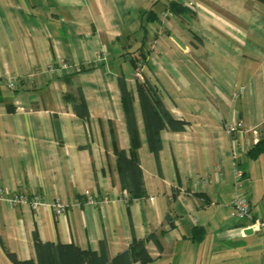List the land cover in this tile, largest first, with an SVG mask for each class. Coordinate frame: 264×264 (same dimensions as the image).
I'll return each instance as SVG.
<instances>
[{"label":"crops","instance_id":"0c3cea01","mask_svg":"<svg viewBox=\"0 0 264 264\" xmlns=\"http://www.w3.org/2000/svg\"><path fill=\"white\" fill-rule=\"evenodd\" d=\"M168 1L0 0V264H13L6 251L35 262L34 231L42 242L106 245L110 257L145 239L151 264H264V232L244 233L249 219L230 205L244 196L264 218V153L246 156L264 134V0H189L182 20ZM119 79L133 96L146 187L130 201L114 152L130 147ZM144 80L188 122L160 131L158 160L136 91ZM78 90L85 118L65 99ZM56 197L69 204L62 213Z\"/></svg>","mask_w":264,"mask_h":264},{"label":"trees","instance_id":"16d2710c","mask_svg":"<svg viewBox=\"0 0 264 264\" xmlns=\"http://www.w3.org/2000/svg\"><path fill=\"white\" fill-rule=\"evenodd\" d=\"M168 12L182 20V14L190 11L186 5L179 0H169L166 6ZM153 13L147 17L155 20ZM133 58H130L134 67L139 62H144L148 54L145 40L134 51ZM119 85L122 93L123 106L125 110L126 125L130 137V147L126 151L121 148H115L116 165L119 172L120 189L122 198L126 201L146 196V187L143 178V172L140 164L139 147L140 138L136 126L135 115L133 112V96L128 91L125 84L119 79ZM137 95L140 101L142 116L144 120L145 133L148 140V147L158 160L161 149L159 133L161 130L182 131L186 129L188 122L174 118L165 108L164 104L156 94V89L146 80L138 81L136 85ZM80 98L73 99L72 95L65 96L70 100L74 112L82 118L89 116V109L81 90H78ZM238 129V126H237ZM264 153V134L246 151V156L250 159L258 157ZM36 261L20 260L13 252L6 251L8 258L13 264H151L153 258L146 248L145 239H134L129 246L118 252L115 256L108 255L107 246L103 245L100 250L82 249L73 243H52L42 242L34 231ZM150 234L148 238H153Z\"/></svg>","mask_w":264,"mask_h":264},{"label":"built area","instance_id":"2783aa9c","mask_svg":"<svg viewBox=\"0 0 264 264\" xmlns=\"http://www.w3.org/2000/svg\"><path fill=\"white\" fill-rule=\"evenodd\" d=\"M186 3V0H179ZM169 14V12L167 13ZM149 46H153L152 42L148 43ZM98 58V57H97ZM96 58V60H97ZM143 69L142 63L138 64L137 67L133 70V78H141V70ZM9 86H12V82L8 83ZM239 126V124L237 125ZM240 173H236V177L239 179ZM1 193V189H0ZM83 196L85 198V203L87 204H96L97 202L93 199V197L89 194H84ZM12 201L19 203V202H29V204L32 207H39L43 204V199L37 195L34 194L30 198L24 194H16L12 196ZM55 213H62L66 210L67 206L69 205L67 202H64L61 198L56 197L52 200L50 203ZM231 208H232V214L235 215L238 218H246L249 219V224L247 227H249L251 230L259 232H264V218H253L250 215V202L248 198L240 195H236L233 200L231 201Z\"/></svg>","mask_w":264,"mask_h":264},{"label":"water","instance_id":"95a60500","mask_svg":"<svg viewBox=\"0 0 264 264\" xmlns=\"http://www.w3.org/2000/svg\"><path fill=\"white\" fill-rule=\"evenodd\" d=\"M173 40L184 48L183 44H181L176 38L173 37ZM249 232H251L250 228L246 229L244 233H249Z\"/></svg>","mask_w":264,"mask_h":264},{"label":"rangeland","instance_id":"374dc122","mask_svg":"<svg viewBox=\"0 0 264 264\" xmlns=\"http://www.w3.org/2000/svg\"><path fill=\"white\" fill-rule=\"evenodd\" d=\"M182 4L186 5L188 8H191V2L189 0H186V3L185 2H182L180 1ZM170 14V13H169Z\"/></svg>","mask_w":264,"mask_h":264}]
</instances>
